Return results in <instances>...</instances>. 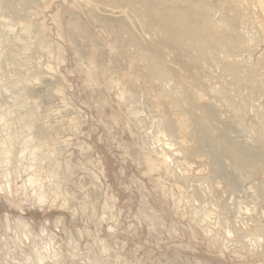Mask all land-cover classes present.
<instances>
[{
  "label": "rangeland",
  "instance_id": "374dc122",
  "mask_svg": "<svg viewBox=\"0 0 264 264\" xmlns=\"http://www.w3.org/2000/svg\"><path fill=\"white\" fill-rule=\"evenodd\" d=\"M143 1L0 0V264H264V0H167L233 52ZM200 122L254 155L233 187Z\"/></svg>",
  "mask_w": 264,
  "mask_h": 264
},
{
  "label": "bare ground",
  "instance_id": "6f19581e",
  "mask_svg": "<svg viewBox=\"0 0 264 264\" xmlns=\"http://www.w3.org/2000/svg\"><path fill=\"white\" fill-rule=\"evenodd\" d=\"M130 1L134 2V0ZM142 4L147 14V23L153 28L160 30L176 46H185L191 40H199L211 51L219 50L221 45L228 52H233L235 49L231 30L218 31L210 23L206 24L205 9L200 6H183L182 8L180 6H170L167 0H155L153 2L144 0ZM138 50L143 56L150 57L149 50L144 49L140 45H138ZM156 52L155 50L153 51L154 55L158 57ZM232 72L234 74L238 73L235 68L232 69ZM208 115L210 118H215V113L212 109H208ZM196 128L201 137L196 140L195 150L206 151L214 163L216 174L222 180L224 179L229 186L233 187L235 181L220 165L219 155L223 153L231 160L234 167H240L245 174L248 172L244 167L251 162V156L254 155L245 146L230 140L224 132L218 139L211 135L206 124L197 123ZM168 129L173 131L170 126H168ZM254 164L259 167L256 161Z\"/></svg>",
  "mask_w": 264,
  "mask_h": 264
}]
</instances>
